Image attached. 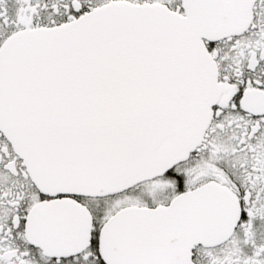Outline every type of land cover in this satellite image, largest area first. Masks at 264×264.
<instances>
[{
	"label": "snow or ice",
	"instance_id": "obj_1",
	"mask_svg": "<svg viewBox=\"0 0 264 264\" xmlns=\"http://www.w3.org/2000/svg\"><path fill=\"white\" fill-rule=\"evenodd\" d=\"M0 264H264V0H0Z\"/></svg>",
	"mask_w": 264,
	"mask_h": 264
}]
</instances>
